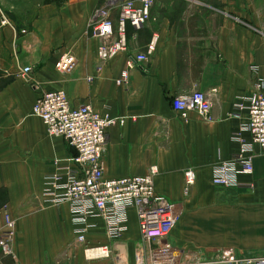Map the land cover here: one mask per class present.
<instances>
[{"label":"crops","instance_id":"crops-1","mask_svg":"<svg viewBox=\"0 0 264 264\" xmlns=\"http://www.w3.org/2000/svg\"><path fill=\"white\" fill-rule=\"evenodd\" d=\"M46 1L0 0V228L8 206L17 255L16 261L0 251V264H134L138 253L151 264L166 244L179 255L214 257L222 249L262 255L264 153L256 148L254 173L243 178L254 184L252 191L218 188L212 179L214 167L239 149L232 136L248 122V111L237 102L255 94L264 80V0H156L143 30L127 25L128 51L106 62L99 58L91 21L107 0ZM2 16L10 25L1 24ZM113 20L117 25L116 11ZM152 42L149 62L136 64L128 84L117 86L129 58ZM67 53L77 67L62 75L57 64ZM28 67L32 71L24 74ZM213 89L209 120L195 112L183 120L173 110L174 97ZM57 90L65 91L73 107L89 104L124 121L107 130V178L158 168L156 191L180 214L164 241L142 244L131 211L129 230L118 241H109L102 221H94L88 243L109 245L113 257L87 260L69 204L42 197L46 178L71 166L76 156L65 140L48 134L33 110L44 93ZM188 171L195 183L185 194Z\"/></svg>","mask_w":264,"mask_h":264},{"label":"built area","instance_id":"built-area-1","mask_svg":"<svg viewBox=\"0 0 264 264\" xmlns=\"http://www.w3.org/2000/svg\"><path fill=\"white\" fill-rule=\"evenodd\" d=\"M156 0H107L104 6L93 15L91 24L93 36L100 40L98 55L106 62L128 51L126 39L127 25L134 31L143 30L151 19V11ZM118 12L115 25L113 12ZM1 24L10 25L2 16ZM155 52L152 42L145 53L131 56L128 68L116 81L124 86L130 80V69L136 64L149 62ZM77 67V59L72 53L64 54L57 64L62 75L71 74ZM32 71L25 68L24 74ZM102 67L97 69L101 72ZM92 81V79H89ZM256 93L241 97L237 108L248 111V122L233 134V140L239 149L229 160L220 162L213 170V185L223 189H241L252 191L254 184L243 178L254 173L256 148L264 153V80L259 79ZM217 93L194 91L191 94L176 96L172 100L173 110L183 119L195 112L204 120L211 118L213 99ZM34 113L42 118L50 136L61 138L75 150L72 165L59 168L46 178L42 197L51 204L68 203L74 234L77 242L85 246L87 260L110 259L113 257L109 245H90L87 237L96 228L94 221H102L105 235L109 241H118L129 230L130 212L134 211L141 232L142 244L164 241L169 231L179 220V211L175 204L159 195L155 188V179L159 174L156 167L142 176L107 178L105 176L103 153L107 145V130L124 121L110 115H101L91 105L73 107L63 90L44 93L34 105ZM248 136V138L246 137ZM195 183V174L186 173L185 194ZM4 224L0 228V251L4 256L17 261L14 251L16 237L15 221L11 218L8 206L3 207ZM151 264H264V253L251 256L231 249L218 250L214 257L201 252L176 254L166 244L153 253ZM134 264H146L142 253H138Z\"/></svg>","mask_w":264,"mask_h":264},{"label":"trees","instance_id":"trees-1","mask_svg":"<svg viewBox=\"0 0 264 264\" xmlns=\"http://www.w3.org/2000/svg\"><path fill=\"white\" fill-rule=\"evenodd\" d=\"M65 1H67V0H47L46 2H47V3H50V2H51V3L56 2V3L58 4V3H63V2H65Z\"/></svg>","mask_w":264,"mask_h":264}]
</instances>
